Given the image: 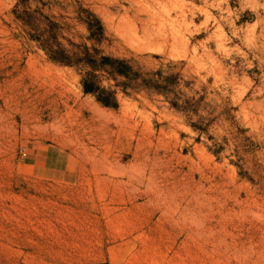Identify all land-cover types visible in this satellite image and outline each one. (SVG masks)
Masks as SVG:
<instances>
[{
    "label": "rangeland",
    "instance_id": "obj_1",
    "mask_svg": "<svg viewBox=\"0 0 264 264\" xmlns=\"http://www.w3.org/2000/svg\"><path fill=\"white\" fill-rule=\"evenodd\" d=\"M0 264H264V0H0Z\"/></svg>",
    "mask_w": 264,
    "mask_h": 264
},
{
    "label": "trees",
    "instance_id": "obj_2",
    "mask_svg": "<svg viewBox=\"0 0 264 264\" xmlns=\"http://www.w3.org/2000/svg\"><path fill=\"white\" fill-rule=\"evenodd\" d=\"M16 1V5H19V4H22L24 3L26 0H15ZM23 15H26L24 17H30L31 15H28L26 13H22ZM16 15V14H15ZM16 17H19L20 19V16H16ZM24 19H28V18H24ZM24 19L22 20V18L20 20L24 21ZM27 25H30V22L29 20H26L24 21ZM86 25H87V30L89 31L90 33V36L92 38H95L97 39L98 37L101 36V26L99 24V22L97 21V19L93 16V15H89V19L86 20ZM46 33V39L45 41L43 42L44 44H42V47L45 51V53L47 54L48 58L56 63H59V64H63V65H70V60L68 58V55L66 53V51L64 49H62L60 46H51L49 44V40L53 39V34L52 32H49L48 30L45 31ZM73 61H76V60H73ZM110 60L109 59H106V58H103L101 59V61L99 62V66L102 65V64H109L110 65ZM90 65H92L94 67V64L95 62H88ZM95 67H98V66H95ZM112 69V67H111ZM116 69V68H115ZM113 70V69H112ZM114 72H118V70L114 71ZM118 73H121V72H118ZM87 75H89V73H87ZM83 92L84 93H87V94H92L94 97H95V101L97 103H99L100 105H102L103 107H110V108H114L115 107V101H114V98L111 94L105 96L104 98L101 96L102 94V91L98 90V88H96L90 81H83ZM99 93H97V92ZM110 100L108 99V97H110Z\"/></svg>",
    "mask_w": 264,
    "mask_h": 264
}]
</instances>
